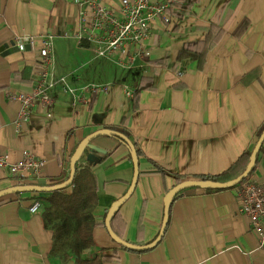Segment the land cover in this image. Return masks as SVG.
<instances>
[{
    "label": "crops",
    "instance_id": "obj_1",
    "mask_svg": "<svg viewBox=\"0 0 264 264\" xmlns=\"http://www.w3.org/2000/svg\"><path fill=\"white\" fill-rule=\"evenodd\" d=\"M101 1L112 8L120 2ZM156 1L169 5V21H153L144 55L122 65L87 56L91 50L96 54L97 46L79 43L72 36L79 27L75 0H0V148L14 162L25 150L44 159L41 178L50 183L68 178L72 154L91 133L105 128L128 132L137 150L138 179L118 211L126 224L123 239L134 244L143 241L137 245L158 236L164 198L177 185V176L212 177L236 162L246 167L264 125V0ZM185 3L190 4L189 15L171 16L176 5ZM220 29L219 43L198 68L185 43ZM15 35L33 37L37 48H12ZM42 36H51L56 45L55 78L65 77L76 90L102 89L86 93L87 105H74L68 89L56 84L51 116L47 106L36 104L30 119L16 128L19 103L11 96L28 91L37 77ZM70 39L77 41L74 49L85 56L82 66L70 61L71 54L60 53ZM166 56L179 61V66L162 69L154 91L124 96V87L134 93L140 77L152 74L153 61ZM88 146L110 153L92 167L98 183L94 213L104 220L131 185L132 151L109 135L95 137ZM84 158L85 151L79 160ZM248 180H264L260 160ZM14 185L8 170L0 167V190ZM29 195L10 193L0 198V264H74V257L63 262L50 255L52 233L41 209L29 210ZM141 212L143 231L138 236ZM93 240L94 247L86 255L93 257L102 250L112 255L103 264H264V248L240 213L238 187L183 190L170 205L162 239L151 249L122 248L101 224L94 229Z\"/></svg>",
    "mask_w": 264,
    "mask_h": 264
},
{
    "label": "built area",
    "instance_id": "obj_2",
    "mask_svg": "<svg viewBox=\"0 0 264 264\" xmlns=\"http://www.w3.org/2000/svg\"><path fill=\"white\" fill-rule=\"evenodd\" d=\"M79 7L78 24L72 36L79 43L94 44L97 54L122 65L133 63L145 52V41L151 35L150 24L157 18L169 21V5L156 0H120L117 8L106 6L101 0H75ZM10 46L17 50H34L35 39L30 36L15 35ZM40 66L32 86L26 92L13 94L11 98L19 103V113L14 120L16 128L27 122L36 104L45 105L51 116L52 89L56 84L66 87L72 95V104L87 105L86 93L102 87L86 86L72 89L65 77H54V52L51 36H42L38 47ZM126 57V58H125ZM123 94L132 97L133 91L124 87ZM260 163L264 168V142ZM45 160L29 150L22 153L18 161H11L6 151L0 148V167L6 168L17 185L37 184L41 180V171ZM240 213L244 214L250 229L256 234L259 247L264 248V180L256 182L246 180L238 186ZM40 201L35 200L29 210H40Z\"/></svg>",
    "mask_w": 264,
    "mask_h": 264
},
{
    "label": "trees",
    "instance_id": "obj_3",
    "mask_svg": "<svg viewBox=\"0 0 264 264\" xmlns=\"http://www.w3.org/2000/svg\"><path fill=\"white\" fill-rule=\"evenodd\" d=\"M189 10V3L176 5L172 10L171 16L181 18L185 15H189ZM222 35L223 30L221 29L215 34L208 31L202 39L188 41L185 43L184 48L193 51L198 68L203 66L207 53L219 43ZM178 66L179 61H171L167 56L162 59L154 60L152 74L140 77V80L134 89L133 95L137 96V94H139L142 90L154 91L157 88V80L161 70L164 68L177 69ZM263 130L264 125L259 130L258 137ZM122 133L128 138L130 137L129 133L125 130H122ZM262 149L263 145L260 149L256 163L260 160ZM109 156V152H104L98 148L87 146L85 150V158L83 161H78L75 176L71 185L68 187L52 192L16 193L17 195L29 193L30 195L27 197L31 198V204L35 200L40 201L42 218L44 219L46 228L52 233L53 245L50 252L52 257L58 258L63 262H67L71 257H74V264H103L104 260L113 258L112 255L106 254L103 250L100 254H96L93 257L86 255L87 251L94 247V229L98 226V224L103 226L105 225V219L98 220L94 213L98 201V183L95 174L92 171V167L97 163L103 162ZM245 168L246 167L243 164L236 162L222 173L212 177L201 176L198 179L227 182L239 176ZM252 172L253 170L250 174ZM248 177L238 185L233 186V188L238 187L241 183L246 181ZM66 179L67 175L60 180H55L50 183L43 179L36 183L39 185L49 186L64 182ZM182 181H184V178L179 176L176 177V184H179ZM69 187H71V190L66 191L65 189H68ZM204 190L212 191L215 189ZM182 192L183 190L180 191L178 195ZM120 217V213L117 211L112 217L111 227L114 233L123 239V229L126 224L120 219ZM141 217L142 212L140 213L137 225L138 236L143 231ZM117 219H119L118 223ZM136 244H143V241L138 239L136 240Z\"/></svg>",
    "mask_w": 264,
    "mask_h": 264
},
{
    "label": "water",
    "instance_id": "obj_4",
    "mask_svg": "<svg viewBox=\"0 0 264 264\" xmlns=\"http://www.w3.org/2000/svg\"><path fill=\"white\" fill-rule=\"evenodd\" d=\"M101 135H109V136L118 137L124 143H126L132 151V159H133V163H134L133 180H132L131 185H130L128 191L126 192V194L123 197H121L117 202H115L112 205V207L110 208V210L108 211V213L106 214L105 227H106L110 237L112 238V240L114 242H116L118 245L122 246L125 249L137 250V251H143V250L151 249L162 239L164 232L166 230V227H167V223H168V212H169L170 205L180 191L185 190L187 188H192V187H198L200 189H226V188H230V187H233L235 185H238L240 182L245 180V178H247L249 176L250 172L253 170L254 165L256 164V161H257L258 154H259L260 149H261L263 142H264V130H263L262 133L260 134L258 140L256 141L254 147H253V150L249 156V162H248L245 170L233 180H230L227 182H219V181H213V180H209V179L208 180L188 179V180L182 181L181 183H179V184L175 185L173 188H171L166 193L165 198H164V218H163V222H162L160 232H159L158 236L152 242L145 244V245H137V244L131 243L129 241H126V240L120 238L119 236H117L114 233V231L112 230V227H111V220H112L113 215L118 211L120 205L131 196V194H132V192L136 186L137 179H138L137 150L135 149L134 144L131 142V140L126 135H124L121 132L115 131V130H111L108 128L98 130L96 132L91 133L90 135L85 137L80 142V144L77 146V148L75 149L74 153L72 154V156L70 158V173H69L68 178L64 182L54 184V185H49V186L48 185H39V184L14 185L12 187L0 190V198L4 195L10 194V193L52 192L55 190H60V189L68 187L69 185H71V183L73 181V178H74L75 173H76V165L78 163V160L83 155V152L85 151V149L87 148L89 143L95 137H98Z\"/></svg>",
    "mask_w": 264,
    "mask_h": 264
},
{
    "label": "rangeland",
    "instance_id": "obj_5",
    "mask_svg": "<svg viewBox=\"0 0 264 264\" xmlns=\"http://www.w3.org/2000/svg\"><path fill=\"white\" fill-rule=\"evenodd\" d=\"M70 40H72V41H70ZM70 40H67V41H70L69 43H66L65 44V47H66V49L65 50H60V51H62V52H60L64 57H66V55L69 53V54H71L72 55V57L70 58V61L71 62H73V60H74V63H76L77 65H79V66H82V62L84 61V55H81V51H78V50H75L74 49V41L75 40H73V39H70ZM75 42H77V41H75ZM53 49H54V53H55V50H56V53H55V56H56V54H57V49H56V45H54L53 44ZM95 50V49H94ZM96 52V51H95ZM96 56V60H102V61H105V62H109L107 59H105V57H100V56H98V54H97V52H96V54L91 50L89 53L87 52V56H89V57H93V56ZM111 63V62H110ZM96 64H97V61H96V63H95V66H96Z\"/></svg>",
    "mask_w": 264,
    "mask_h": 264
}]
</instances>
